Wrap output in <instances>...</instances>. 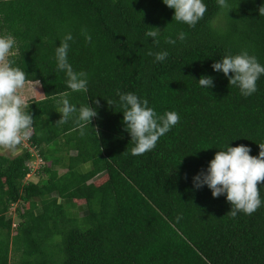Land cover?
<instances>
[{
	"label": "trees",
	"instance_id": "trees-1",
	"mask_svg": "<svg viewBox=\"0 0 264 264\" xmlns=\"http://www.w3.org/2000/svg\"><path fill=\"white\" fill-rule=\"evenodd\" d=\"M227 2L226 10L203 0L205 15L189 27L163 0H0V36L16 41L11 66L41 88L24 109L31 137L16 157L0 154V264H264V184L261 207L235 218L226 195L193 186L217 151L243 144L258 156L264 143V75L245 97L212 68L242 50L264 65V0ZM151 27L160 29L158 45L145 35ZM69 32L67 59L87 73V92L69 89L57 67L55 49ZM149 51L168 56L157 62ZM202 76L214 87L201 88ZM117 89L147 99L158 115L180 116L141 156L131 154ZM64 98L96 109L83 135L78 112L56 124ZM31 149L44 161L37 182L27 179Z\"/></svg>",
	"mask_w": 264,
	"mask_h": 264
},
{
	"label": "clouds",
	"instance_id": "clouds-1",
	"mask_svg": "<svg viewBox=\"0 0 264 264\" xmlns=\"http://www.w3.org/2000/svg\"><path fill=\"white\" fill-rule=\"evenodd\" d=\"M163 3L174 10V21L182 22L189 27H195L207 11L203 0H163ZM217 3L222 9H230L227 0H217ZM258 11L260 16H264V5L260 6ZM152 29L154 30L147 31L145 35L153 38L154 43L158 45L159 40L156 38L160 29ZM81 34L85 36L87 42H91L92 38L86 28L81 30ZM177 38L184 41L187 34L181 31L177 34ZM72 40L73 36L69 32L64 35L59 47H56L57 67L58 70L65 72L66 85L69 89L73 92H87V73L74 71L67 59L69 41ZM165 42L175 45L176 40L168 37ZM15 43L11 34L0 36V147L10 150L31 137L34 125L33 116L24 110L26 101L20 94V90L26 84L27 74L20 68L11 66L12 61L8 59ZM12 55L15 53L13 52ZM148 55H154L157 62H162L167 58L168 52L149 51ZM212 68L217 73L222 72L229 80V84L237 86L241 95L245 97L257 91V81L261 75H264V65H261L257 57L250 55L247 50H242L236 55L226 54L213 63ZM198 84L203 89H210L214 87V80L210 76H202ZM61 96L66 97L67 93H62ZM117 96L123 106L125 130L130 134L134 145L131 148L133 156H141L153 150L159 139L180 120L179 114L175 111L158 115L152 107H149L147 99L141 100L131 92L124 94L117 89ZM95 103L98 105L99 101L96 100ZM107 103L111 105L113 102L107 101ZM58 104L62 105L58 108L61 119L56 124L66 123L74 113L78 112L74 122L81 129V135L84 134V127L91 124L93 118L98 115L90 104L77 108L66 98L58 101ZM94 129L98 133V128ZM258 147L260 149L258 156L250 155L252 149L243 144L236 147L226 146L224 150L217 151L207 169L201 170L193 177L194 189L199 190L206 185L214 198L226 195L227 202L231 205L227 215L233 218L238 213L253 214L262 205L258 185L264 184V143H259ZM90 166L89 164L85 167Z\"/></svg>",
	"mask_w": 264,
	"mask_h": 264
},
{
	"label": "rangeland",
	"instance_id": "rangeland-1",
	"mask_svg": "<svg viewBox=\"0 0 264 264\" xmlns=\"http://www.w3.org/2000/svg\"><path fill=\"white\" fill-rule=\"evenodd\" d=\"M40 89H41L40 88V84L37 83V82H34V83L33 82H28V83L25 84L24 88L20 90V94L25 99L26 105L32 99H38V98H40L41 95L37 94V92ZM21 151H22L21 148H19L18 146H16V148L13 149V150L0 147V154H4V155L10 156V157H16L17 155H19L21 153ZM87 165H89V164H87ZM61 172H63V170ZM32 175H34V174H32ZM32 175H30L27 178L28 181L37 182L39 178L37 176H32ZM11 213H12V215L14 217V209H12ZM15 222L17 223V219L16 218H15Z\"/></svg>",
	"mask_w": 264,
	"mask_h": 264
},
{
	"label": "built area",
	"instance_id": "built-area-1",
	"mask_svg": "<svg viewBox=\"0 0 264 264\" xmlns=\"http://www.w3.org/2000/svg\"><path fill=\"white\" fill-rule=\"evenodd\" d=\"M32 150V156L34 157L31 161H30V166L32 167V173L31 174H35L36 171L44 164L43 159L38 155V153L36 152V150L31 149ZM36 166V167H35ZM30 174V175H31ZM29 175V176H30Z\"/></svg>",
	"mask_w": 264,
	"mask_h": 264
},
{
	"label": "crops",
	"instance_id": "crops-1",
	"mask_svg": "<svg viewBox=\"0 0 264 264\" xmlns=\"http://www.w3.org/2000/svg\"><path fill=\"white\" fill-rule=\"evenodd\" d=\"M38 92H39V91H38ZM38 92H37V94H39ZM31 175H32V174H31ZM32 176H35V175H32Z\"/></svg>",
	"mask_w": 264,
	"mask_h": 264
}]
</instances>
